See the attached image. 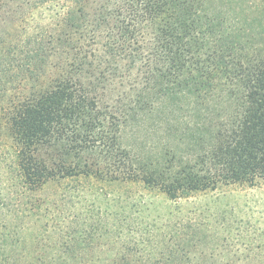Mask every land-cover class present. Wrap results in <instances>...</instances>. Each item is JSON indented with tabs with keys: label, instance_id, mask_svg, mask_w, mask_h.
<instances>
[{
	"label": "trees",
	"instance_id": "trees-1",
	"mask_svg": "<svg viewBox=\"0 0 264 264\" xmlns=\"http://www.w3.org/2000/svg\"><path fill=\"white\" fill-rule=\"evenodd\" d=\"M114 184L120 213L96 205ZM263 184L264 0H0V264H220L212 225L145 216L132 187Z\"/></svg>",
	"mask_w": 264,
	"mask_h": 264
},
{
	"label": "rangeland",
	"instance_id": "rangeland-1",
	"mask_svg": "<svg viewBox=\"0 0 264 264\" xmlns=\"http://www.w3.org/2000/svg\"><path fill=\"white\" fill-rule=\"evenodd\" d=\"M124 188V186L119 184L106 186L107 193L110 194L107 197L98 195L99 198L96 199L97 207L101 206L102 210H104L106 206L109 208L110 205H115L112 210L117 213L122 212L121 206L125 205L124 198L126 197L123 195ZM132 188H135V190L133 189L131 196H134V191H137V199L140 200L139 195H143L142 201L148 202L151 207L149 212H145L146 207L141 208L142 212H145H143L145 216L151 215V218H156L158 215H168L169 212H172L169 219L173 222L178 218L188 219L196 217L206 228L210 229L213 226V233L205 231L208 238L203 243V250L207 252L216 251L224 257L220 264H228L231 257L243 259L251 256L252 258L259 257L258 260L260 257H264V184L257 187H225L214 192L198 193L190 198H183L176 202L166 196H158L155 192L148 193L136 187ZM83 194L76 193L77 197L73 198L71 202L74 212L79 217L85 215V207L90 205L96 196L95 192H93V196L85 194V197ZM84 198H87V200L85 201ZM70 208L68 209V206L61 205L60 209L61 212L68 214ZM99 217H94L95 219L92 222L78 219L77 222L71 225V234L79 236L84 232L83 230H88L87 233L91 236L95 229L104 225L102 216ZM208 224L212 226L209 225L207 227ZM60 227L63 228V225H60ZM97 234L101 235L103 231L99 229ZM99 243H104V240L102 238L93 240V244ZM76 250H89L101 253L108 251L106 247L76 248ZM258 260L256 259L254 263L241 261L229 264H260L259 261L262 260Z\"/></svg>",
	"mask_w": 264,
	"mask_h": 264
}]
</instances>
